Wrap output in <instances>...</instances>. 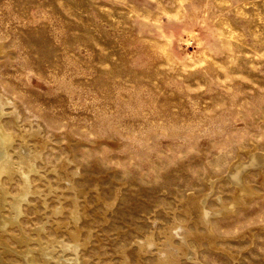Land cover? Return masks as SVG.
Here are the masks:
<instances>
[{"label":"rangeland","instance_id":"obj_1","mask_svg":"<svg viewBox=\"0 0 264 264\" xmlns=\"http://www.w3.org/2000/svg\"><path fill=\"white\" fill-rule=\"evenodd\" d=\"M3 95L21 114L9 127L46 144L29 228L63 239L52 227L79 207L89 257L120 264L180 221L194 236L179 264H264V0H0ZM256 160L251 194L224 209Z\"/></svg>","mask_w":264,"mask_h":264},{"label":"bare ground","instance_id":"obj_2","mask_svg":"<svg viewBox=\"0 0 264 264\" xmlns=\"http://www.w3.org/2000/svg\"><path fill=\"white\" fill-rule=\"evenodd\" d=\"M20 121L17 103L4 95L0 97V264H95L88 255L87 243L83 240L78 224L86 215L79 207L74 213L77 219L52 227L56 231L65 230L63 233L66 237L63 239H59L58 233L52 234L48 228L32 225L29 228L24 223L22 216L25 204L31 202V197L43 195L37 183L40 180L37 162L42 159L46 144H30V137H37L41 133L40 127H32L26 136H20L9 127L13 123L21 128ZM261 161L240 165L235 174L238 187L233 196L235 204H225L224 209L245 202L243 196L251 194V190L242 182L243 172L252 166L259 167ZM44 203L45 207L50 206L48 202ZM184 206L198 210L197 223L204 224L206 234L212 236V225L208 219L211 210L206 201L193 196ZM62 210V206L56 209L57 212ZM192 236L193 231L183 222L176 221L172 226H166L165 231L163 227L158 233L152 232L150 236L136 239L135 250L131 247L123 250L120 264H133L132 252H136L137 262L144 260L147 254H156L155 264H179L192 248ZM9 258H14V261H2Z\"/></svg>","mask_w":264,"mask_h":264}]
</instances>
